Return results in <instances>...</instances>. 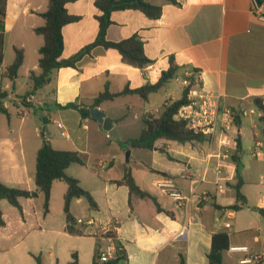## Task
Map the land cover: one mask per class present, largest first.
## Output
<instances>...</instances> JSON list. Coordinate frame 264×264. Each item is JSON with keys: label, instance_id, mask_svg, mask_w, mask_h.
I'll list each match as a JSON object with an SVG mask.
<instances>
[{"label": "crops", "instance_id": "obj_1", "mask_svg": "<svg viewBox=\"0 0 264 264\" xmlns=\"http://www.w3.org/2000/svg\"><path fill=\"white\" fill-rule=\"evenodd\" d=\"M96 1L74 0L67 5L69 14L79 16L80 20L63 28L65 48L61 59L74 56L98 38L97 16L101 11ZM147 1L162 7L160 18H149L137 9L116 11L111 16L113 24L106 38L120 42L138 35L153 64L142 68L132 66L117 50L97 46L77 67L54 70L50 82L41 88L47 95V90H52L44 98L45 135L37 132L35 139L0 136L1 182L10 187L36 190L37 154L46 137L57 150L82 154L84 164H72L67 174L78 179L98 204V209L94 210L85 198L73 199L71 213L84 235H71L66 230L65 182L54 183L48 214H45L42 192L37 198H21L22 210L2 200L0 264H37L34 256H40L42 264H46L47 247L55 250V253L49 252V257L56 256V264H69L74 252L79 255V264H93L96 252L105 248L107 241L101 237L100 230L78 223L90 219L98 228L112 230L126 251L124 264H181V256L186 264H210L209 253L216 235L228 238L223 264H264V217L258 211L264 208V169L244 165L240 172L244 181L241 191L247 198V206L238 211L227 208L237 202L238 167L233 155L238 134L242 140L240 158L246 152L264 161V123L262 112L254 104L255 99L264 100V20L253 13V0ZM258 1L264 4V0ZM48 4V0H7L0 93L6 92L3 102L10 127L14 117L11 107L17 108L24 123L31 116L29 108L37 104V92L41 89L22 97L18 92L21 78L28 77L34 86L31 73L40 75L42 72L39 50L44 39L35 29L45 23L41 13L47 10ZM9 47L23 49L25 53L15 80L5 76L6 68L11 65L6 63ZM172 62L179 67L173 78L178 82L176 85L170 87L171 79L148 100L129 94L98 106L106 112V107L117 101V117L109 115L114 119L120 138H111L97 121L82 119L77 110L62 108L75 101L92 105L106 85L112 93H117L126 87L137 89L148 83L155 84ZM187 70L195 73L196 80L190 95L194 96L202 88L221 94V118L226 121L225 112H232L231 129L205 142L181 144L160 139L152 150L130 147L127 141L140 136L145 118L158 116L165 103L182 97H177V92L180 90L183 94V77ZM157 95L161 101L159 98L154 101ZM235 112L241 115L240 128L235 123ZM52 124L57 125V129H52ZM36 130L40 131L41 126ZM10 131L15 133L12 128ZM109 147L117 154L110 155ZM137 150L142 154L138 160ZM257 152H261L258 157ZM243 160L248 162L249 159ZM115 167L117 175L113 176ZM128 168L136 183L153 195L162 211L153 199L131 196L128 186L116 183ZM163 178L173 179L179 189L191 197L187 209L176 207L156 186ZM60 195L64 215L58 219L53 204ZM59 239L64 247L59 248ZM216 243L225 245L224 238L218 237ZM64 248L68 255L63 253ZM59 251L63 253L62 260L57 256ZM247 259L252 261L244 262Z\"/></svg>", "mask_w": 264, "mask_h": 264}, {"label": "trees", "instance_id": "obj_2", "mask_svg": "<svg viewBox=\"0 0 264 264\" xmlns=\"http://www.w3.org/2000/svg\"><path fill=\"white\" fill-rule=\"evenodd\" d=\"M48 1L49 4L47 10L41 13L45 23L35 29V32L44 39V44L39 50V67L42 72L40 75L31 73V79L34 81V90L27 96L34 94V92L48 84L54 70L62 67H77L82 58L89 54L91 50L97 46L117 50L123 56L124 61L132 66L142 68L154 63V60L150 59L145 54L144 42L138 35H134L120 42L108 41L106 36L109 27L113 24L111 16L114 12L126 9H137L142 11L149 18L158 19L163 13L162 7L153 5L147 0H97L96 6L101 11V14L97 16L100 28L98 38L74 56L68 59H61L65 48L63 28L70 23L80 20V17L69 14L67 10V5L74 0ZM6 5L7 0H0V64H2L4 60L5 34L3 24L6 16ZM14 51L15 60L6 68L5 72V76L11 80L18 78L19 70L25 59L23 49L15 48ZM178 70L179 67L172 62L171 67L168 70L163 71L161 78L155 84L148 83L137 89H130L129 87H126L123 91L117 93H112L109 90V86L106 85L105 90L94 99L92 105H85L75 101L68 103L66 106H62V108L75 109L80 113L82 119H91L96 121L90 115L91 108L98 107L102 102L113 101L120 96L129 94H138L144 100H148L152 93L158 92L165 84L173 79ZM190 81L191 84L184 88L180 99L165 103L162 106V112L158 116L149 115L145 118V128L140 136L127 141L130 147L152 150L154 149L156 142L160 139L172 140L181 144L190 142H205L208 140L206 135L194 133L187 127L185 121L176 118L179 110L190 102L189 95L196 81L195 73H193ZM5 97L6 92L0 93V113L9 115L3 102ZM254 104L262 112L261 120L264 123V100L255 99ZM44 120L46 121V119ZM235 123L239 128L241 127V115L237 112H235ZM236 142L237 148L235 155H233V160L238 167V183L235 186L237 202L227 208L238 211L247 206L248 202L246 196L241 191V186L244 181L240 174L241 158L239 153L242 150V140L240 134H238ZM72 164H84V159L80 152L57 150L53 147L50 140L44 137L43 144L37 154L35 177L37 189L31 191L10 187L0 181V202L2 200H7L11 205L22 210L20 204L21 198H37L39 192H42L44 194L45 214H48L50 211L53 185L56 181H63L67 184V190L64 195V211L67 220L66 230L71 235H84V230L77 227V221L71 213L72 201L75 198H85L90 208L94 210L98 209V204L92 194L81 186L78 179L67 174V169ZM116 183L128 186L131 196L136 195L145 200L153 199L156 202L155 198L149 191L142 189L136 183L130 168L126 170L124 177L121 180L116 181ZM156 204L158 210L162 211L163 209L161 206L157 202ZM258 211L264 217V208H258ZM0 224H3L1 210ZM218 237L224 238L225 245L218 246L216 243V239ZM118 244L121 249L119 250L116 259L105 264H124V261L127 259L126 251L120 242H118ZM227 248L228 238L226 235L214 236L213 246L209 253L210 264H223V250ZM34 258L37 264H42L40 256H34ZM69 264H79V255L77 252L72 253V259ZM93 264H100L98 262V252L95 254ZM181 264H186L183 256H181Z\"/></svg>", "mask_w": 264, "mask_h": 264}, {"label": "built area", "instance_id": "obj_3", "mask_svg": "<svg viewBox=\"0 0 264 264\" xmlns=\"http://www.w3.org/2000/svg\"><path fill=\"white\" fill-rule=\"evenodd\" d=\"M253 13L259 18L264 20V4L258 0H253L252 5ZM193 73H188L183 81L185 87L191 84L190 78ZM222 96L220 93L200 89L194 96H189V104L184 105L176 115V118L186 122L187 127L194 133L204 134L210 140L215 137L219 132L225 133L231 129L234 116L230 110L225 112L227 116L226 121L223 122L220 113ZM253 112V111H252ZM223 144H227L224 141ZM261 155V152H257L256 156ZM156 186L169 198H171L176 207L180 209H187L191 202V197L185 195L177 186L176 182L171 178H163L156 183ZM222 188V186H220ZM79 224H84L88 227L98 229L101 231V237L107 241L105 248L98 251V262L100 264L108 263L116 259L119 250V240L114 235L111 229L108 227H99L93 219L88 221L79 220ZM258 260V257H256ZM251 259H247L244 262H251Z\"/></svg>", "mask_w": 264, "mask_h": 264}, {"label": "rangeland", "instance_id": "obj_4", "mask_svg": "<svg viewBox=\"0 0 264 264\" xmlns=\"http://www.w3.org/2000/svg\"><path fill=\"white\" fill-rule=\"evenodd\" d=\"M14 59H15V51L11 47H9V49L7 51L6 63L7 64H12V62H14L13 61ZM29 63H30V61H29ZM30 64H33V63H30ZM188 73H190L189 70H187V74ZM179 74L181 75L180 72H179ZM187 74L185 73V75L183 77L184 79L186 78ZM183 78H182V80H183ZM20 81H21V85H22L20 87L21 90L18 92V95L20 97L26 95L28 92H33V90H34L33 82L28 77H26V78L23 77V78L20 79ZM177 83L178 82H176L175 79H172L170 87H172L173 85H176ZM37 93H38V96L36 97V99H37L36 100V103H37L36 107L35 106H31L29 108V111L31 112V116L29 118H26L24 123L22 121L21 115H18V110H17L16 107L15 108L11 107V113L14 116L13 119H12L11 127H10V120L8 119V115L3 114V116H0V136H1V138H12V136L13 137L16 136V138H18V136H24L25 138L28 137L29 139H35L36 135H37V132H39L40 135L42 136V133L44 132V127H45V124H44V121H43V117L47 116V109H46V105L44 104V100H45L44 98H45V95L46 96L50 95V93H52V90L51 89L47 90L48 95L46 94L45 90H42V89L39 92H37ZM181 96H182V91L179 90L177 92V97H181ZM154 97H155L154 101H156L157 98H159L158 100L161 101V99H160L161 97L160 96L157 95V96H154ZM39 102H43V103L39 104ZM110 105L111 106L106 107V110H107L106 112H107L108 116L112 115L114 117H117V101H116L115 104H110ZM58 120L61 121L62 118H60ZM37 126H41V130L40 131L36 130ZM51 127H52V129H57V125H55V124H52ZM11 128L15 130V133L11 134V131H10ZM107 150H108L107 152L110 155L117 154V152H115L112 147L107 148ZM135 153H136L135 154L136 159L137 158H142L141 152H139L137 150ZM245 157L247 159H249L248 162L243 160ZM121 159L124 162L125 153H123L121 155ZM245 164H246V167L249 166V165L254 167V165H255V166H259L260 169H264V161L260 162V161H258L256 159L252 158L249 155V153L246 154V152L243 153V157L241 159V164H240V171L241 172H242ZM77 167H80V166L77 165ZM82 169H85V171H87V168H82ZM101 175L107 176L106 173H101ZM112 175L113 176L117 175V167H115V169L112 171ZM8 205H9V207H12V206H10V204H8ZM62 206H63V197L60 195L58 197V199L55 200V202L53 204L54 212L56 213V216H57L58 219H60L64 215ZM58 246H59V248L64 247L62 245L60 239H59V242H58ZM49 252L55 253V250L54 249H49V247H47L45 249L44 255H45V259H46V264H56L57 263L56 256L49 257ZM63 253L68 255L66 248L63 249ZM63 253L61 251H59V255H57V256L60 257L61 260L63 258Z\"/></svg>", "mask_w": 264, "mask_h": 264}, {"label": "water", "instance_id": "obj_5", "mask_svg": "<svg viewBox=\"0 0 264 264\" xmlns=\"http://www.w3.org/2000/svg\"><path fill=\"white\" fill-rule=\"evenodd\" d=\"M90 115L102 126V128L106 132H108L111 138L113 139L120 138V134L117 127L115 126L114 119L108 116L104 110H101L98 107H93L90 109ZM43 135H45L44 132ZM126 157H127V161H129L130 151H128Z\"/></svg>", "mask_w": 264, "mask_h": 264}]
</instances>
